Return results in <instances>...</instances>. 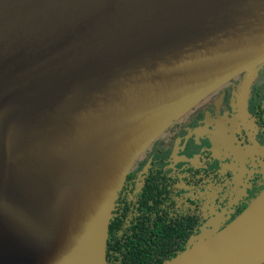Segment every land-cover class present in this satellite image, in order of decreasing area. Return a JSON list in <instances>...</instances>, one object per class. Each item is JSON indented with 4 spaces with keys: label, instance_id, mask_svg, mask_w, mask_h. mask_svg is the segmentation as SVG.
<instances>
[{
    "label": "water",
    "instance_id": "95a60500",
    "mask_svg": "<svg viewBox=\"0 0 264 264\" xmlns=\"http://www.w3.org/2000/svg\"><path fill=\"white\" fill-rule=\"evenodd\" d=\"M264 64V0H0V264H107L135 161ZM161 264H263L264 189Z\"/></svg>",
    "mask_w": 264,
    "mask_h": 264
},
{
    "label": "flooded vegetation",
    "instance_id": "af4514ba",
    "mask_svg": "<svg viewBox=\"0 0 264 264\" xmlns=\"http://www.w3.org/2000/svg\"><path fill=\"white\" fill-rule=\"evenodd\" d=\"M240 77L204 98L135 161L116 200L119 235L147 216L152 239L161 233L155 228L166 227L176 256L204 225L218 221L223 228L264 189V79L250 77L240 97Z\"/></svg>",
    "mask_w": 264,
    "mask_h": 264
},
{
    "label": "trees",
    "instance_id": "16d2710c",
    "mask_svg": "<svg viewBox=\"0 0 264 264\" xmlns=\"http://www.w3.org/2000/svg\"><path fill=\"white\" fill-rule=\"evenodd\" d=\"M145 220L137 229L136 225H131L128 232L124 235H119L120 224L117 221L114 207L108 230L107 264H161L174 256L169 249L172 245L170 235H165L164 233L166 227L162 229L155 228V230L161 233L156 232L155 239L153 240L154 229L150 225H147V216ZM186 245L182 242L177 250L185 249Z\"/></svg>",
    "mask_w": 264,
    "mask_h": 264
},
{
    "label": "rangeland",
    "instance_id": "374dc122",
    "mask_svg": "<svg viewBox=\"0 0 264 264\" xmlns=\"http://www.w3.org/2000/svg\"><path fill=\"white\" fill-rule=\"evenodd\" d=\"M263 66H264V64H263V65H262V66L256 71V73H255V75L258 74V77H259L260 79H262V80L264 79V70H263L264 67H263ZM240 78H241V77H240ZM178 120H179V119H178ZM178 120H177V121H178ZM177 121H176V122H177ZM176 122H175V123H176ZM160 137H161V136H160ZM160 137H159L158 139H160ZM158 139H157V140H158ZM150 146H151V145H150ZM150 146H149V147H150ZM147 149H148V148H147ZM141 155H142V154H141Z\"/></svg>",
    "mask_w": 264,
    "mask_h": 264
}]
</instances>
